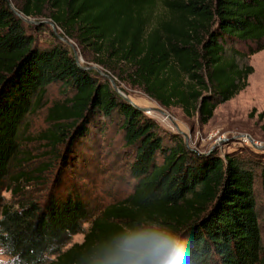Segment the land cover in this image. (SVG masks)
<instances>
[{
	"label": "trees",
	"instance_id": "16d2710c",
	"mask_svg": "<svg viewBox=\"0 0 264 264\" xmlns=\"http://www.w3.org/2000/svg\"><path fill=\"white\" fill-rule=\"evenodd\" d=\"M10 5L38 23L23 22ZM41 18L51 20L60 36L74 40L105 71L164 107L196 115L200 123L245 87L252 71L248 56L264 48V0H0L4 253L11 260L19 256L16 264H92L101 240L149 218L162 219L191 239V264H264L257 199L259 194L264 202V159L190 149L180 133L161 130L97 70L81 67L88 64L79 65ZM42 31L51 37L41 39L36 33ZM52 81L61 82L64 97L48 106V126L35 138L49 147L55 175L42 198L22 195L13 205L1 191L13 184L19 192L22 182L39 177L13 171L27 160L19 149L20 123ZM103 117L117 118L131 151L126 169L131 190L93 207L73 167L88 163L82 143L93 144L88 151L97 147ZM78 232L82 239L66 246Z\"/></svg>",
	"mask_w": 264,
	"mask_h": 264
},
{
	"label": "rangeland",
	"instance_id": "374dc122",
	"mask_svg": "<svg viewBox=\"0 0 264 264\" xmlns=\"http://www.w3.org/2000/svg\"><path fill=\"white\" fill-rule=\"evenodd\" d=\"M28 18L33 19V21L23 20V22L38 23L33 17ZM47 19L41 18V21ZM44 23L52 30L48 22ZM52 31L58 37L59 29L55 25ZM36 34H39L43 40L51 37L47 31ZM61 37L58 39L66 43L72 51H75L79 64H88V66H93L90 68H98L108 75L114 81L117 90L128 97L136 106L141 107L146 115L155 120L161 130L180 133L190 149L205 152L214 150L221 156L225 152H233L244 156L246 159L256 155L260 159H264V147H254L246 138L248 135L253 142L264 145V48L248 56L247 61L252 66V71L247 76L245 87L227 100L218 103L208 121L200 123L196 115L187 117L178 106L164 107L148 96L140 87L130 85L117 78L116 75L105 71L91 61L89 54L82 51L74 40ZM233 45L236 48L246 50L245 44L234 43ZM99 74L106 77L110 82L108 76L100 72ZM116 81L118 84L115 83ZM111 86L113 87L112 84ZM63 91L60 81L49 82L43 87L38 106H33L22 118L19 127L21 138L19 149L24 152L23 156H27L25 158L27 160L21 161L19 167H15L13 171L21 169V171L27 172L30 177H39L22 182L19 192L11 189L14 187L13 184L10 189H3L1 194L6 202L17 205L23 200L22 195L27 198L40 199L46 194L48 190L47 180L51 182L50 177L53 178L55 175V160L48 153L49 147L46 146L45 140L37 139L35 136L48 126L45 117L47 108L54 100L64 97ZM176 127L180 131H177ZM98 137L97 147L90 149V151L88 148H91L93 144L90 141L88 144V139L82 143L87 155L90 156L88 163L73 167L74 178L79 183V187L88 195L93 207H102L111 201L120 199L131 190L126 177V169L132 154L129 147L123 143L122 133L117 127V118L112 121L103 117ZM45 162L48 163V166L37 172L39 165L41 167ZM257 199L258 211L262 220L264 219V202L261 203L259 194ZM83 225L86 226L87 222ZM82 235L81 232L73 234L66 246L72 242L80 241ZM0 252L11 261L1 248Z\"/></svg>",
	"mask_w": 264,
	"mask_h": 264
},
{
	"label": "clouds",
	"instance_id": "9594fccd",
	"mask_svg": "<svg viewBox=\"0 0 264 264\" xmlns=\"http://www.w3.org/2000/svg\"><path fill=\"white\" fill-rule=\"evenodd\" d=\"M192 241L162 219L143 218L109 234L96 245L92 264H191ZM0 252V264H16Z\"/></svg>",
	"mask_w": 264,
	"mask_h": 264
},
{
	"label": "water",
	"instance_id": "95a60500",
	"mask_svg": "<svg viewBox=\"0 0 264 264\" xmlns=\"http://www.w3.org/2000/svg\"><path fill=\"white\" fill-rule=\"evenodd\" d=\"M10 7H11V9L14 11V13H16L21 19H23L24 21H27V22H31V21H33V19H30V18H28V17H26V16H23V15H21L18 11H16L11 5H10ZM41 21V20H40ZM43 22H48L50 25H51V28H52V30H54V24H53V22L51 21V20H49V19H47V20H42ZM58 37H60V38H62L60 35H58ZM73 52V55H74V58H75V60L77 61V57H76V53H75V51L73 50L72 51ZM77 63H78V61H77ZM79 64V63H78ZM80 65V64H79ZM81 67H83V68H88V67H93V66H82V65H80ZM98 72H100L101 74H104V75H106L105 73H103V72H101L98 68H95ZM106 76H108V75H106ZM108 78H109V80H110V82H111V84L113 85V87H114V89L125 99V100H127L130 104H132L133 106H135V107H137V108H139V109H141V107H138V106H136L128 97H126L124 94H122L121 92H119L118 90H117V88L115 87V85H114V81L108 76ZM176 130L177 131H180V129L178 128V127H176ZM246 138L251 142V144L254 146V147H257V148H262V147H264V145L263 144H257V143H255V142H253L252 141V139L248 136V135H246Z\"/></svg>",
	"mask_w": 264,
	"mask_h": 264
}]
</instances>
